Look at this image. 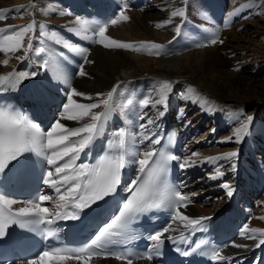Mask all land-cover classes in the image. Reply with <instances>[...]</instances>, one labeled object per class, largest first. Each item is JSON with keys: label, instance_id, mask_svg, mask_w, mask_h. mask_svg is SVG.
Returning a JSON list of instances; mask_svg holds the SVG:
<instances>
[{"label": "snow or ice", "instance_id": "snow-or-ice-1", "mask_svg": "<svg viewBox=\"0 0 264 264\" xmlns=\"http://www.w3.org/2000/svg\"><path fill=\"white\" fill-rule=\"evenodd\" d=\"M32 6V5H29ZM126 8L107 22H89L88 20L77 16L75 24L78 27L69 28L68 31L81 36L83 39L91 40L96 44H100L105 48L128 49L132 51H141L144 49L149 52L156 51L163 46L153 42H142L139 45L116 40L108 36L107 30L109 25H116L121 21H128L129 16L125 14ZM71 15V13H66ZM186 15L184 8H178L171 12V18L165 21V24L171 23L172 18ZM6 10H0V20H5ZM162 24H157L156 27H162ZM227 26V23L226 25ZM39 36L44 37L49 41H53L57 45H61L74 53H80L83 56V63H93L88 59V49L74 44L63 38L55 31H45L44 26H39ZM36 21L22 26L8 25L0 27V53L5 56L14 55L17 52L23 51L25 56L29 51L33 50L32 39L36 34ZM177 34L180 33L181 27L178 25L175 28ZM91 33V34H89ZM41 44L44 40L40 41ZM212 44L217 42L223 43L222 40L213 38L210 41ZM204 46V45H198ZM35 54L40 56L42 53L51 52L50 49L43 46L34 49ZM22 59L23 57H16ZM5 66L9 60L6 58L0 61ZM39 66L46 71L51 69L55 78L65 84L69 83L66 76L56 72V69L50 64L49 59H44ZM80 76H85L83 64L80 66ZM37 72L31 74L27 72L8 73L0 75V86L7 85L8 87L17 88L24 79L36 77ZM119 84L114 86L111 91L105 94H97L98 97H103L98 102L93 103H78L73 97L83 96L88 100H92L91 96L85 93L78 92L72 88L67 95V102L62 105V112L59 118L51 125V129L43 132L39 124L33 122L25 114L12 112L5 108H0V174H6L10 168L20 165L27 159L29 154L41 158L46 162L48 170L45 173L44 183L49 185L57 194L56 203L54 204L55 211H51L48 207L43 206V202L51 201L52 196L40 194L36 200H29L27 206L13 209L12 206L18 201L7 197L3 192H0V237L5 234L8 227L18 225L21 228L29 226L35 230L36 226L51 225L57 220H77L80 218V213L86 209H90L99 201L117 192L121 183V172L129 163L139 165L140 175L137 179L130 182L125 189L130 195L123 202L119 214L111 220L104 228L100 229L99 234L95 236L91 242L85 246L78 248L54 247L50 250H45L39 253L34 259L29 261V264H48V258H52L56 264H67L68 261H77L79 264H90L94 257L109 256L117 260H125L127 264H132L130 255H125L116 251H106L105 246L113 242V237L127 238V226L140 213H144L153 208L162 206L174 207L176 215L174 218L181 221H186V226H191L193 230L202 229V221L209 219L208 217H200L197 219L190 218L180 212L181 207H187L189 197L183 195L179 190L171 187H165L159 192L157 198V187L164 183L166 179L167 165L170 161L177 160L178 157L166 154L163 151L157 153L155 150L143 153V158L130 161L127 156L138 155L130 151L129 142L132 140V134L125 129H119L113 134V139L108 142V151L100 157L95 163H84L80 161L81 154L86 153L94 142L104 133V121L107 120L112 112V98ZM170 91V83L163 82L158 96L159 99L151 101L150 98H145L139 101L141 107H147L150 103L167 106L168 92ZM134 101L128 99L126 104L121 105V111L133 105ZM103 111L94 112V109L101 108ZM164 115L163 112L160 113ZM90 118L91 122H85L81 127L67 128L61 120L84 121ZM252 117H247V121L251 122ZM149 123L151 121L149 120ZM248 123L241 125L237 129L235 136L237 142L242 138V133L246 132ZM231 139V138H229ZM152 143H161L160 138L151 141ZM193 155H198L193 153ZM237 153L232 152L225 154L220 158L235 157ZM159 156V159H154ZM212 159V158H209ZM80 161V162H78ZM187 161L180 164V167H185ZM218 175L222 173L218 172ZM216 178V177H213ZM228 189V196L231 197L233 192L227 184L224 185ZM169 231V227H165L160 231H156L148 236L152 242V249L158 251L164 243V239H173L171 236L165 237V233ZM259 233L264 236V229L248 228L246 224L242 235L245 232ZM47 235H53L49 230ZM249 239H256L255 236H249ZM264 245V239H259L256 247ZM234 247H247V245L233 244ZM197 248L201 245L197 244ZM184 255H188L187 252ZM138 258L152 260L153 254L149 251L147 254ZM210 258L213 261H224L229 259L221 254V250L213 249L210 253Z\"/></svg>", "mask_w": 264, "mask_h": 264}, {"label": "bare ground", "instance_id": "bare-ground-1", "mask_svg": "<svg viewBox=\"0 0 264 264\" xmlns=\"http://www.w3.org/2000/svg\"><path fill=\"white\" fill-rule=\"evenodd\" d=\"M125 1L126 4H129L133 0ZM227 1H229L231 6L240 3L238 10H240L239 14L241 16L237 18L239 23H245V20L250 18L248 12L250 5L258 6V0ZM47 2L49 1L0 0V10H6L7 16L5 20H0V27L25 25L23 21L29 20L32 16L36 19L40 16H45L48 19L36 22V34L32 39L33 50L29 51L26 56L23 51L17 52L14 55L10 54L7 57L4 53H0V61L6 58L9 60L7 66L0 63V75H7L8 73L18 74L20 72L31 74L38 70L36 77L43 79L45 84L52 87L65 84L55 78L51 69L46 71L39 66L40 62L46 59L43 54L37 56L34 51L35 48L39 47V42L42 39L39 36V26L43 25L45 31H55L63 38H65V35H62L63 31H66V35H70L72 32H69L68 29L78 26L75 24V18L72 15H67L59 8L48 7L49 5L47 4L49 3ZM178 8L185 9V17L172 18L171 23L165 24L164 22L171 18V12ZM206 9L207 2L205 1L204 4L203 0H146L145 4L138 9L134 7L128 8L126 14L130 19L109 26L106 34L116 40L136 45L142 42H153L162 45L163 47L158 50L159 54L157 55L156 51L149 52L147 49L137 52L128 49L105 48L100 44H94L93 47L88 49V59L93 61V63L83 65L87 75L80 76L77 74L71 85L78 92L85 93L93 99L88 100L83 96L73 97V99L78 103L98 102L103 97H98L97 94L106 95L114 86L119 84V87L113 94L112 102L116 99L120 87L123 88L122 105L123 101L124 103L126 101V96H129L130 92L135 88L137 89L136 94L138 97L144 96L145 98H150L151 101H155L159 99L158 92L161 87L159 83L162 80L169 82L170 86L175 85L172 88H177L178 91L183 90V93L190 87H196L220 103L223 100L226 101L227 98H231L241 106V109L236 111L234 107H226L229 110L225 109L226 112L220 113L222 115L228 112L230 114L233 113V115L224 116L228 121L236 123L232 131L234 128H238L237 126L248 123L247 117L250 115L246 114L249 112L246 105L249 101H254L257 104L260 102V105L264 104V25L257 22L254 24V28L252 27L253 30L250 36L253 35L254 47L257 48L253 52L252 57L247 56L242 51L239 52L238 56H231L230 52L233 49L230 45L229 35L236 29L237 25L233 30L232 28L229 29L230 21L226 19L225 23H227V26L222 28L214 23L216 20L212 13H209L210 18L215 21L210 20ZM145 10L149 12L145 14ZM203 10H205V13L202 12ZM260 10L264 11L262 8ZM157 24H162L163 26L157 28ZM178 25L181 27L179 34L175 31ZM217 36L219 40L223 41V43H220L221 46L218 42L216 44L210 42ZM17 56L23 58L17 59ZM248 58L256 59V64L248 62ZM257 75H261V78L256 79ZM29 78L24 79L17 88L25 84ZM152 78V83L155 85L153 89L148 86ZM181 98H183L182 94ZM183 100L186 103L192 101L190 98ZM150 104L156 107L164 106L154 103ZM206 106L204 105V108ZM93 111H103V106ZM205 111H208L209 114L212 112L213 115L211 113V116L215 117L216 115L213 112L212 106H208V109ZM174 114L172 113V115ZM181 117H183V114L179 116V118ZM250 117H252V120L248 123L245 133L264 148V109L257 111ZM61 122L66 127H70L91 121L90 118H86V120L79 122L64 119ZM224 150L228 149H213L210 153L211 155L215 154V156H218L223 154ZM243 158L242 156L240 160ZM222 159L228 161L227 159L230 158ZM247 166H250V161H248ZM257 173H263L264 175V171L260 168H252V171H249V174L252 176H255ZM247 214L248 219H252L251 225L254 224L255 228L257 226L258 229H264V215H257L256 213L257 216L253 215V210H248ZM183 215L195 219V217L201 216V211L197 210L196 207L187 206ZM248 228L251 229L252 227L248 226ZM243 230L244 228L236 239L235 244L247 245V247L226 246L223 255L232 256L235 253L248 254L257 248L256 244L259 242V239H264V236H261L259 233L254 234L250 231L242 235ZM249 236H255L256 239H249ZM67 264H79V262L68 261ZM90 264L127 263L114 259L96 258L92 259ZM132 264L151 263L143 261Z\"/></svg>", "mask_w": 264, "mask_h": 264}, {"label": "rangeland", "instance_id": "rangeland-1", "mask_svg": "<svg viewBox=\"0 0 264 264\" xmlns=\"http://www.w3.org/2000/svg\"><path fill=\"white\" fill-rule=\"evenodd\" d=\"M46 1H49V0H46ZM209 1L210 2H213V7L216 10L215 12L216 13H219V14H221V15L224 16V23H225V21H227L226 19H229V21H230V23H229V27L230 28L228 27L229 29L232 28V30H233L235 28V26L237 25L236 29H234L232 31V33L229 35L230 45L232 46V49H233V50H231L230 55L231 56H238L239 52L242 51L247 56H251L252 57L253 52H255L257 48L254 47L255 46V44L253 43V38L254 37H253V35L250 36V33L253 30V28H254L253 26H254L255 23L258 22V23H261L262 25H264V11L260 10L261 8L264 9V0H258V2H257L258 6H256V7L253 6V5H250L249 6L248 12L250 14V18L247 19V20H245V23H243V22L239 23V21L237 20L238 16H241V14H239L240 10H238L239 9V6H240V3L239 4L236 3V4H233L231 6V4L229 3V1H227V0H209ZM232 1H234V0H232ZM47 3H51V1H49ZM148 12L149 11H147V10L144 11L145 14H147ZM202 12L205 13V10H203ZM207 14H208V17L210 18L209 13H207ZM210 20H212V18H210ZM214 23H216V22H214ZM220 24L222 25L221 26L222 28H224L225 25H226V23L223 25V22H220ZM219 45L221 46L220 43H219ZM248 62H250L252 64H256V59L248 58ZM257 76L258 77L256 79H260L261 78V75H257ZM243 78L246 79V77H244V76H243ZM163 82L164 81L161 80V82L159 83V85L161 86L163 84ZM174 86L175 85L170 86V88H172ZM189 89L185 93H183V95H184V96L182 95L183 98H181V94L180 93L177 94V98H180L182 100L183 99H189L190 98L192 100L191 101V104H192V102L195 101L196 105L200 109L199 112L200 111L201 112H204L206 109H208V106H212L213 107V109H214L213 112L217 116L219 114L221 115L220 112H226L225 109L228 111L229 108H226V107H234L236 111L241 109V106L238 105L237 102L234 101V100H232L231 98H227L226 101L223 100L220 103L216 99L212 98L208 94L203 93L202 90H200V89H198L196 87H194V88L190 87ZM173 90H174V94L177 93V92H179L177 90V88H173ZM204 105H207V106L204 108ZM218 105H221V106H218ZM194 107H195V105H192L191 106L192 112L194 111ZM246 108L249 109L248 110L249 112H247L246 114H248V115L251 116V115L255 114L257 111H260V110L264 109V104L263 105H260V102L257 104L254 101H249V103L246 105ZM192 112H190L188 110V111H184L183 113L186 116H188V117H192L193 115H195L194 113H193V115H190V114H192ZM183 113H181V114H183ZM211 113L212 112H210V114ZM210 114H209V112L207 113V115H209V116L213 115V113L211 115ZM229 115H233V113L230 114L228 112V113L224 114V116H229ZM212 117L215 119L214 116H212ZM200 118H201V116L198 117V119H200ZM197 122H198V120H197ZM228 124H230L231 126L232 125L233 126H236V123H234V122L232 123V121H229ZM212 126H213L212 124L208 123V121L205 120L203 122V126L201 125L202 134L203 135L206 134V132L209 131L212 128ZM190 127L192 128V125ZM237 127L238 128H234L233 131H232V128L233 127L231 129L227 130V131H221V132L215 131L214 134H215L216 138L220 139L221 144H219L217 148L211 147V150L218 149V148L228 149V150H224L225 151L224 154H228V151L235 150L238 147V142H237V139H236V136H235L234 131H237V129H239L241 126H237ZM244 134H245V132H244ZM206 135H209V134H206ZM202 138H203V136L198 137L197 140H196L195 145H197ZM229 138H231V139H229ZM247 141H248V144H249L250 152H252L253 154H256L258 157H261V158L263 157L264 158V155H260L259 152L256 151V149L258 148V146L252 140H250V139L247 140ZM193 153L198 154V155H195L194 156L195 158H199V157H202V156L203 157L207 156V154L209 153V151L206 150L204 152H201V151H199L195 147V150L193 151ZM209 156H213V155H211V153H209ZM242 156L243 155L240 154V158ZM218 157H219V159H218ZM220 157H224L223 154L217 156L218 162L223 161V159L220 158ZM227 163H228V161L224 162L223 165L222 164H220V165L221 166H224L226 168V170H228V167L226 166ZM220 165H218V166L220 167ZM218 171H222V169L221 168H218L216 165L211 166V170H210V173L211 174H213L215 172H218ZM228 177L225 176V177H223L222 180L220 178H214V181L217 182L218 188L204 189V191L207 192L209 198H212L214 196H217L218 197L217 200H214L215 202H211L210 201L211 202L210 203L211 206L209 207L210 204L208 203L206 205V207H209V208H205L204 207L203 208L204 211H206V210L208 211L213 205H215L218 202H220L223 199V197H221V199H219V197L221 196V194H223L225 196V194L228 192V189L224 187V185L227 184L229 186V188H230L229 178ZM211 182H213V181H211ZM262 199L264 200V197ZM259 204L258 203L256 204L255 210L252 209L253 210V213H254L253 215H256V214L257 215L258 214L259 215H261V214L264 215V210L262 211L260 209L261 207L264 209V204L261 205V206H259ZM256 211H259V212H256ZM203 213L204 212H201V214H203ZM248 226H251L252 228H255L254 224L249 225V223H248ZM256 228H257V226H256Z\"/></svg>", "mask_w": 264, "mask_h": 264}]
</instances>
